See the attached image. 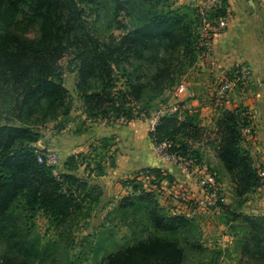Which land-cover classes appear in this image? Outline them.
<instances>
[{"label":"trees","instance_id":"1","mask_svg":"<svg viewBox=\"0 0 264 264\" xmlns=\"http://www.w3.org/2000/svg\"><path fill=\"white\" fill-rule=\"evenodd\" d=\"M164 1L156 7L149 3L133 20V29L121 37L103 40L87 21V16L99 12L92 11L98 0H0V264H55L57 245L43 243L34 232L38 214L49 219L60 237L71 238L82 222L88 224L102 199L94 179L106 175L105 157L115 148V137L96 142L94 151L101 152L95 159L72 155L60 174L39 162L43 152L36 147L42 138L38 128L69 116L71 110L61 62L67 59L68 69L76 74V92L87 120L113 123L125 117L129 123L146 96L162 97L177 84L186 56L200 53L197 9L192 15L167 5L158 9ZM116 6L117 13L126 10L123 1L116 0ZM227 10L223 0L217 16ZM118 24V29L124 28ZM140 113L149 114L145 108ZM192 116L162 118L149 133L153 144L170 142L173 153L193 157L187 142L198 139L200 130L189 119ZM215 125L218 158L231 176L236 196L243 198L262 185L244 146L243 130L252 125L250 115L239 108L225 109ZM81 168L87 178L78 175ZM149 171L161 178L160 170ZM118 209L139 217L136 232L142 228L147 233L122 245L114 243L110 252L106 243L97 242L89 248L92 258H82L80 252L66 264H188L190 253L206 252L197 219L168 214L153 191H142L135 183L133 195L123 198ZM238 220L248 239L243 251L264 261V216L239 215Z\"/></svg>","mask_w":264,"mask_h":264},{"label":"rangeland","instance_id":"2","mask_svg":"<svg viewBox=\"0 0 264 264\" xmlns=\"http://www.w3.org/2000/svg\"><path fill=\"white\" fill-rule=\"evenodd\" d=\"M120 1H123L126 5V10L120 13H117L116 0H98V5H96V7L94 6L95 8L92 11L93 13H97L98 9L99 12L96 16L95 14L87 16V21L90 23L91 29L93 31L95 30L98 36L104 35L103 40L107 39L109 35L121 37L128 31L127 29H133V20L138 19L139 15L147 9L149 3L155 6L160 0ZM201 1L202 0H165L157 8L161 9L163 5H167L169 6L168 8L173 10L180 9L192 15L191 10ZM89 12L90 11H88V13ZM118 23L124 28L118 29ZM35 34L36 33L33 31L30 35L34 37ZM204 62L205 59H203L197 51H195L194 54L191 53V55L186 56L181 62V68L178 69V76L176 75L177 84L172 89L167 90L162 97L156 98L155 95L146 96L144 101L139 104L138 108L134 109L133 119H139L148 124V118L151 113L162 104L171 100L175 88L181 81L185 80L190 82L191 85L194 82L198 83V79H193V77L196 73L201 74L203 68L200 65ZM67 63L68 60L64 59L61 62V67L64 74V85L68 89L71 97L70 114L69 116H64L57 120L48 121L38 128L42 138L38 143L39 147H37V149L42 151L43 154L48 151H54L58 154L59 165L54 167L58 174L65 172L64 166L67 160L74 154L83 153L88 159L89 157L95 159V156L101 152V150L98 152L94 151V149L97 148L96 142L100 140V137L105 133L106 124H112L108 122V120L99 119L97 121H90L86 119L85 105L76 92V74L72 72L71 69H68ZM229 78H231V75L226 76V79ZM118 87H121V83ZM244 90L245 86L241 83L229 96H243ZM144 102H149V104H144ZM200 102L207 111L204 112L203 115L201 108H197L195 114L189 118L194 121L195 125H198L200 134L196 140L189 139L187 145L190 148V152H194V154L190 156L195 157L200 163L206 165L212 171L221 190L218 193V203L214 208L199 209L196 206H184L188 208L187 213L189 216L191 215V217L197 219L200 228L198 234L200 235L202 244L206 248V252L198 255L190 253V256H188V264H264V261L258 260L254 258L252 254L243 251V247L248 239L246 238L244 223L238 220L239 215H248L241 212L244 210V206L257 197H264V191L257 193L255 190L243 198L236 196L235 185L231 180V176L217 155L219 138L216 135L215 123L223 110H225V107L216 108L212 97L207 91L200 96ZM132 107L133 106L130 108L133 109ZM142 108H145L149 114L140 113ZM239 109L247 111V108L244 107ZM253 138L254 134L246 139L244 145L253 141ZM115 149L116 148H111V152L105 157V159H107L106 162L109 163L106 165V177H111V179H113L110 181L113 183V192L111 195H108L106 185L101 182L104 181L105 178L98 180L99 182L93 178L94 183L100 184L103 195L101 202L97 207H94V212L90 220H88V224L82 222L75 229L72 236H70L71 238H68L69 235H65L63 239L50 225L49 219L42 213L38 214L34 220V232L40 237L43 243L47 244L50 242L57 245L54 249V253H57L58 261L55 264H66L68 259L72 260L78 257L80 252L83 258L85 255H88L90 246L97 242L103 241L106 243L108 245L106 250L110 252L114 249V246H112L114 243L122 245L124 242L126 243L133 240L135 236H138V233H147L142 232V228L136 232V222L139 217H136L134 214L124 215L118 209L120 201L123 198L133 195V185H135V183L140 185L142 191H153L160 206L164 207L168 214L174 215L181 210L178 208L180 205L178 206V204L172 202L165 195V188H169V186L180 187V185L182 186L183 184H180L176 178L171 179L169 176L167 178L163 173H161V178H157L155 174L148 169L137 170L131 174H115L114 172L116 169L113 166H115V161L118 157L117 151L116 153L114 152ZM249 150L254 159L255 167L258 170H264V165L260 164L258 160L255 159L257 151ZM111 155L113 156L111 157ZM108 157H111V159L109 160ZM89 161L90 160H87V162ZM185 172L190 176L194 175L200 184V174H195L193 169H188ZM78 175L87 178V174L84 173L83 168L79 170ZM133 180H136V182H132ZM261 182V187H263L264 179H262ZM117 187L118 190L116 189ZM203 193L204 191L202 189V195ZM139 194L140 193H137V195ZM172 203L176 204L177 207L173 206ZM187 213H185V215ZM234 217L237 219H234ZM101 255H103V253ZM88 258H92V256L88 255Z\"/></svg>","mask_w":264,"mask_h":264},{"label":"crops","instance_id":"3","mask_svg":"<svg viewBox=\"0 0 264 264\" xmlns=\"http://www.w3.org/2000/svg\"><path fill=\"white\" fill-rule=\"evenodd\" d=\"M226 2L229 12H232L231 25L215 36L212 57L201 63L200 66L203 68L201 74L194 75L193 79L197 78L198 83L194 82L191 85L187 82L189 90L186 98L190 103L200 105L198 108H201L204 115L207 109L201 106L200 96L207 91L212 97L218 82L225 80L228 75L232 76L243 66L249 67L251 74L243 83L245 86L243 96H228L225 109L247 108L254 127V138L244 146L251 151H257L255 159L264 165V0H226ZM113 136L116 138L115 150L118 153L113 166L116 169L115 174H131L142 169L160 170L163 175L171 179L176 178L194 195L202 197L201 186L194 175H188L154 153V144L149 137L147 123L133 119L125 124L118 121L110 125L106 124L105 133L100 138ZM36 147H39L38 144ZM102 178L105 179L101 182L106 185L108 195H111L113 183L110 181L113 179L105 175L95 180L99 182L98 180ZM116 189L118 190V187ZM262 191L264 186L256 190L257 193ZM172 205L177 207L174 203ZM178 208L181 210L175 214L188 212V208L183 205ZM241 212L250 216H263L264 197H257L248 202Z\"/></svg>","mask_w":264,"mask_h":264},{"label":"built area","instance_id":"4","mask_svg":"<svg viewBox=\"0 0 264 264\" xmlns=\"http://www.w3.org/2000/svg\"><path fill=\"white\" fill-rule=\"evenodd\" d=\"M223 6V0H202L195 8L200 18L199 31V49L200 55L205 60H210L213 53V41L215 36L228 29L232 22V16L229 10L225 15L217 16V13ZM249 67L243 66L236 71L231 78L220 81L216 84L212 100L216 108L225 107L230 93L234 91L241 83L246 82L250 76ZM189 85L187 81H181L175 88L171 100L162 104L153 111L148 118L149 133L154 132L160 120L164 117L177 116L180 119L185 116H192L200 105L190 103L186 94ZM202 106V105H201ZM120 123H127L125 117L119 119ZM254 134V127L250 125L243 130L244 137L248 138ZM172 144L163 142L154 145L155 154L169 164H174L183 171L193 169L195 174H200V186L203 189V197H198L191 193L186 186L165 188V195L172 202L183 206H196L199 209L214 208L218 203V193L221 190L216 181L215 175L204 164L198 163L193 157H183L171 151ZM39 162L46 163L55 167L59 165L58 154L54 151H48L39 155ZM259 177L264 179V170L258 171Z\"/></svg>","mask_w":264,"mask_h":264}]
</instances>
